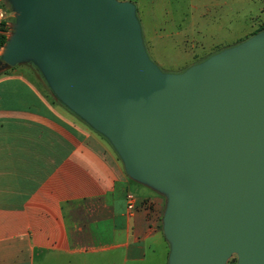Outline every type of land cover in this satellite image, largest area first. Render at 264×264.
I'll return each mask as SVG.
<instances>
[{
	"label": "water",
	"instance_id": "water-1",
	"mask_svg": "<svg viewBox=\"0 0 264 264\" xmlns=\"http://www.w3.org/2000/svg\"><path fill=\"white\" fill-rule=\"evenodd\" d=\"M7 2L0 73L31 62L126 175L165 198L167 264H264V30L163 73L129 1Z\"/></svg>",
	"mask_w": 264,
	"mask_h": 264
},
{
	"label": "crops",
	"instance_id": "crops-1",
	"mask_svg": "<svg viewBox=\"0 0 264 264\" xmlns=\"http://www.w3.org/2000/svg\"><path fill=\"white\" fill-rule=\"evenodd\" d=\"M15 67L0 75V264H167L165 198Z\"/></svg>",
	"mask_w": 264,
	"mask_h": 264
},
{
	"label": "rangeland",
	"instance_id": "rangeland-1",
	"mask_svg": "<svg viewBox=\"0 0 264 264\" xmlns=\"http://www.w3.org/2000/svg\"><path fill=\"white\" fill-rule=\"evenodd\" d=\"M117 1L135 5L146 54L163 73H181L213 54L239 45L264 26V0ZM0 7L7 14L12 12L7 0H1ZM22 66L34 69L25 73L26 77L43 89L44 80L35 66L26 62L15 68ZM227 264H236V257L232 256Z\"/></svg>",
	"mask_w": 264,
	"mask_h": 264
},
{
	"label": "built area",
	"instance_id": "built-area-1",
	"mask_svg": "<svg viewBox=\"0 0 264 264\" xmlns=\"http://www.w3.org/2000/svg\"><path fill=\"white\" fill-rule=\"evenodd\" d=\"M1 1V0H0ZM12 24H13V13L10 14L5 13V11L0 7V54L3 50L4 44L6 40L12 33ZM1 42H4L1 44ZM126 207L130 212L134 208L135 197L128 193L126 194Z\"/></svg>",
	"mask_w": 264,
	"mask_h": 264
},
{
	"label": "trees",
	"instance_id": "trees-1",
	"mask_svg": "<svg viewBox=\"0 0 264 264\" xmlns=\"http://www.w3.org/2000/svg\"><path fill=\"white\" fill-rule=\"evenodd\" d=\"M264 30V26L258 31V32H261ZM4 43V42H1V44ZM208 58V57H207Z\"/></svg>",
	"mask_w": 264,
	"mask_h": 264
}]
</instances>
